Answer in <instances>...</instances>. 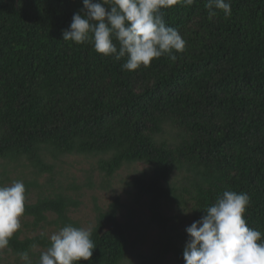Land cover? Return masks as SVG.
Masks as SVG:
<instances>
[{
	"label": "trees",
	"instance_id": "16d2710c",
	"mask_svg": "<svg viewBox=\"0 0 264 264\" xmlns=\"http://www.w3.org/2000/svg\"><path fill=\"white\" fill-rule=\"evenodd\" d=\"M206 2L162 9L185 50L129 72L121 69L126 57L62 39L73 15H83L82 0H0V186L12 176L24 183L20 219L33 231L49 216L57 228L78 227L69 213L79 187L58 179L63 159L88 158L106 180L134 169L125 185L136 209L122 223L118 199L96 207V248L79 264H123L128 256L130 264H165L169 256L184 264L185 229L225 190L250 197L244 219L264 240V0H228V18L219 10L209 18ZM174 205L190 211L180 228L167 216ZM137 213L144 220L135 225ZM149 230L156 241L143 254L136 248ZM20 234L7 249L16 259L29 251L38 264L40 252L29 246L49 241Z\"/></svg>",
	"mask_w": 264,
	"mask_h": 264
},
{
	"label": "clouds",
	"instance_id": "9594fccd",
	"mask_svg": "<svg viewBox=\"0 0 264 264\" xmlns=\"http://www.w3.org/2000/svg\"><path fill=\"white\" fill-rule=\"evenodd\" d=\"M83 15L76 13L64 41L89 42L98 54L114 57L123 71L147 67L166 55L171 61L182 53L186 41L178 30L167 26L162 9L177 3L191 6L195 0H82ZM209 18L222 11L231 16L228 0H207ZM118 45V46H117ZM26 189L22 181L0 186V250L9 247L21 228L25 212ZM250 197L225 190L207 207L205 215L185 229L188 240L183 249L184 264H264L262 233L248 227L244 213ZM91 229L66 225L49 237V246L40 253L38 264H79L89 261L96 248ZM36 249L37 244L29 246ZM23 264H32L29 251L17 253Z\"/></svg>",
	"mask_w": 264,
	"mask_h": 264
},
{
	"label": "rangeland",
	"instance_id": "374dc122",
	"mask_svg": "<svg viewBox=\"0 0 264 264\" xmlns=\"http://www.w3.org/2000/svg\"><path fill=\"white\" fill-rule=\"evenodd\" d=\"M133 169V168H132ZM123 168L119 171L111 180L104 179L95 169L93 162L84 157L76 158L70 157L63 159L62 164H60L58 171L60 172V177L58 179L64 184H74L79 187L80 196H74L78 201L79 205L77 208H72L69 213V218L71 223L78 226V228L91 229L95 223L96 213L95 208L99 207L104 210L109 206L115 199H118L119 204L123 207L120 210L118 219L124 223L127 221L128 208L136 209L132 203V196L126 193L127 186L126 182H129L133 178L134 169ZM144 169V166L138 165L135 170L140 172ZM18 175V173H17ZM15 176H12V180L16 181ZM175 180V179H174ZM14 181L6 183V185H11ZM43 181V178L40 180ZM178 182V181H177ZM176 185L179 186V183ZM73 193V192H72ZM35 195H32V198ZM33 201V200H32ZM143 215H147L148 212L146 208L141 210ZM190 211L187 209L178 210V207L174 205L170 211L167 212V216L173 217L172 223L180 228L187 224V219L189 217ZM143 215L137 213L133 224L138 225L140 221L143 222ZM55 217L49 216V223L44 224L42 229L32 230L27 224L28 220L20 219L21 228L20 240L25 237H35L40 234H44L47 241L52 233L58 231L60 228L55 227L51 222ZM186 219V220H184ZM27 220V221H26ZM145 224V222L143 223ZM143 227H139L137 231L130 232V240L136 239L137 235L142 232ZM143 238L139 239L140 243L136 248L139 252L147 254L151 252L152 244L156 241V231L149 230L146 234H142ZM46 248L37 247L38 253L44 251ZM35 258H39L37 255ZM20 259H16L14 254H12L8 249L0 250V264H21ZM170 256L167 257L165 264H171ZM123 264H130V257L128 256Z\"/></svg>",
	"mask_w": 264,
	"mask_h": 264
}]
</instances>
